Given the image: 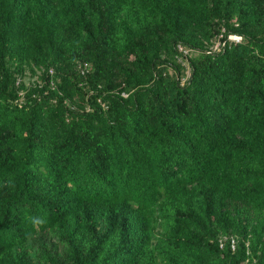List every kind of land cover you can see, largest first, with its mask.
<instances>
[{
  "label": "trees",
  "instance_id": "16d2710c",
  "mask_svg": "<svg viewBox=\"0 0 264 264\" xmlns=\"http://www.w3.org/2000/svg\"><path fill=\"white\" fill-rule=\"evenodd\" d=\"M0 264H264V0H0Z\"/></svg>",
  "mask_w": 264,
  "mask_h": 264
},
{
  "label": "rangeland",
  "instance_id": "374dc122",
  "mask_svg": "<svg viewBox=\"0 0 264 264\" xmlns=\"http://www.w3.org/2000/svg\"><path fill=\"white\" fill-rule=\"evenodd\" d=\"M221 32H219L218 34H216L213 38V40L209 43H207V47L208 48H213L215 47L216 43H217V39L218 36L220 35ZM199 53L198 51H194L191 50L189 51V53L187 55H182V54H176L175 58H176V62H178L181 65V73L178 72V69H176V67H174L173 65H169L168 67V76L170 77H176L179 76L181 77L182 83H184V81L187 79V77L190 75V62H189V58L192 55H195ZM17 74V83L20 87V92L21 94L24 93L25 86H30V85H34L36 83H41V71L39 68L35 67V71H33L30 67H27L22 71V72H16ZM159 230L161 229V227L158 228ZM226 238V235H223L220 239L224 240ZM32 250L33 253L36 252L37 250V245L34 244L32 246ZM34 260H37V256L34 255Z\"/></svg>",
  "mask_w": 264,
  "mask_h": 264
},
{
  "label": "built area",
  "instance_id": "2783aa9c",
  "mask_svg": "<svg viewBox=\"0 0 264 264\" xmlns=\"http://www.w3.org/2000/svg\"><path fill=\"white\" fill-rule=\"evenodd\" d=\"M224 37V32H221L220 35L218 36L217 43L215 47L211 48L212 50H219L221 45L225 43L227 40L223 38ZM227 39L235 42H240L243 40V35L240 33L232 32L227 35ZM180 49H182L184 52H188L189 49L185 48L183 45L179 46ZM210 49V50H211ZM88 62H85V66H88Z\"/></svg>",
  "mask_w": 264,
  "mask_h": 264
}]
</instances>
